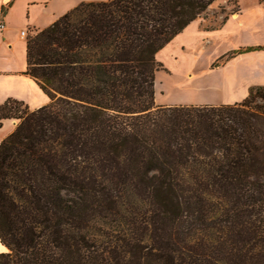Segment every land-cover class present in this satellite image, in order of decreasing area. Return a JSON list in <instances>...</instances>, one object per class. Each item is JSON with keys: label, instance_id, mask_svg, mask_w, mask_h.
Returning a JSON list of instances; mask_svg holds the SVG:
<instances>
[{"label": "trees", "instance_id": "trees-1", "mask_svg": "<svg viewBox=\"0 0 264 264\" xmlns=\"http://www.w3.org/2000/svg\"><path fill=\"white\" fill-rule=\"evenodd\" d=\"M215 1L81 2L28 36L50 101L0 104L19 121L0 142V264H264V85L154 102L157 52Z\"/></svg>", "mask_w": 264, "mask_h": 264}, {"label": "crops", "instance_id": "crops-1", "mask_svg": "<svg viewBox=\"0 0 264 264\" xmlns=\"http://www.w3.org/2000/svg\"><path fill=\"white\" fill-rule=\"evenodd\" d=\"M88 1L107 0H0V20L5 24L0 30V104L10 98L23 102L30 110H35L49 103L48 95L31 76L25 73L27 38L31 33L50 26L81 2ZM258 11L262 14L261 20L250 13L246 14L240 8L222 19L218 26L208 29L203 28L202 22L196 19L194 32L198 37L195 41L183 38L190 30L191 23L171 40L168 46L188 49L193 42L207 41L209 36L217 37L223 31L231 35L235 34L233 39L237 40V43L228 45L205 66L232 50L264 46V1L262 0H258ZM22 31H25L27 36H22ZM199 37L203 39L199 40ZM210 72L207 74V82L214 88V94L198 103L220 105L240 102L248 95L250 87L264 85V48L237 54L225 63L212 68ZM155 98L157 103H164L157 98V95ZM18 122L14 118L0 119V142L16 128ZM4 251L6 248L0 242V252Z\"/></svg>", "mask_w": 264, "mask_h": 264}, {"label": "rangeland", "instance_id": "rangeland-1", "mask_svg": "<svg viewBox=\"0 0 264 264\" xmlns=\"http://www.w3.org/2000/svg\"><path fill=\"white\" fill-rule=\"evenodd\" d=\"M240 8L246 14L250 13L260 20L262 19V14L258 11V0H236V4L230 0H216L198 19L202 22L203 28H213L218 26L224 17ZM191 23H189L191 24L190 30L188 29L189 31L183 38L195 41L198 37L194 32L197 20L195 19ZM32 34L34 33L30 35ZM234 36L235 34L231 35L229 32L223 31L217 37L209 36L207 41L193 42L188 49L186 47L181 49L180 46L174 47V45L168 46V43L159 50L156 54V60L160 61L163 66L155 72L154 89L155 97L157 95V98L164 103H157L156 98H154L155 104H199L200 100L214 94V88L207 82V74L211 73L212 68L217 67L213 64H219L220 62H217V58L212 64L208 66H205V64L218 56L217 54L228 45L237 43V40L233 39ZM202 39V37H199V40ZM263 102L262 99L256 100L257 104Z\"/></svg>", "mask_w": 264, "mask_h": 264}, {"label": "built area", "instance_id": "built-area-1", "mask_svg": "<svg viewBox=\"0 0 264 264\" xmlns=\"http://www.w3.org/2000/svg\"><path fill=\"white\" fill-rule=\"evenodd\" d=\"M5 27V24L2 20H0V30H2L3 28ZM21 35L22 36H27L26 32L25 31H22L21 32Z\"/></svg>", "mask_w": 264, "mask_h": 264}]
</instances>
